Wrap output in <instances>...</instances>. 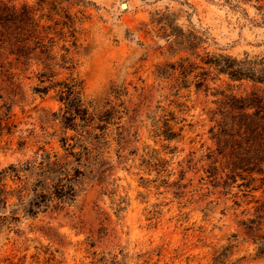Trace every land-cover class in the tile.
Segmentation results:
<instances>
[{"label":"rangeland","instance_id":"374dc122","mask_svg":"<svg viewBox=\"0 0 264 264\" xmlns=\"http://www.w3.org/2000/svg\"><path fill=\"white\" fill-rule=\"evenodd\" d=\"M56 1L38 14L61 20L53 54L65 45L73 67L0 56V105L11 108L0 126V189L12 193L6 213L20 217L0 219V264H264V173L232 172L212 132L218 91L264 94V84L213 69L209 89L198 88L207 54L264 56V0ZM43 71L52 80L42 83ZM72 77L96 114L76 127L59 86L36 89ZM46 155L82 174L74 199L32 215L19 190L33 192Z\"/></svg>","mask_w":264,"mask_h":264},{"label":"trees","instance_id":"16d2710c","mask_svg":"<svg viewBox=\"0 0 264 264\" xmlns=\"http://www.w3.org/2000/svg\"><path fill=\"white\" fill-rule=\"evenodd\" d=\"M40 1L42 3L37 8L28 4L17 8L14 4L0 2V56L8 52L9 55H15L18 62L24 64L37 58L45 63L46 68H50L52 62L55 65L58 64L60 60L61 67L70 69L73 65L68 56L69 48L63 45L62 49L66 50V53L62 54L60 59L53 54L56 37L63 38L65 36L64 26L58 29L61 20H55L50 14L46 15L43 12L38 14L39 11H43L47 2L56 0ZM61 10L64 11L63 8ZM52 20L55 21V24L48 23ZM63 24L68 26L67 22H63ZM74 31L71 35L75 37ZM73 45H76V41H73ZM205 64L209 69L202 73L204 76L198 83V88L206 86V90L209 89L205 80L213 69L217 71L218 75H227L232 81H251L255 84H264V56L247 54L245 57L239 58L228 54H207ZM53 76L43 71L40 73L41 82H45L46 79L52 80ZM58 86L59 100L65 103L66 113H69L66 116L69 126L72 122V126L76 127L77 123L74 121L78 117L85 122L95 119L96 114H91L84 106L82 85L75 78L72 77L69 81H51L50 85L39 86L36 89L41 93H46L51 88ZM217 93L222 95V99L218 101L219 110L215 112V115L220 118L216 119L217 130L214 127L212 132L213 138L217 141L218 154L227 159V164L234 173L252 172L254 167H258V170L264 173V94L257 91L242 96L226 91ZM4 107V118L1 117L2 113L0 112V126L4 120L10 117V106L0 105V111ZM88 125L86 123L84 126ZM85 132L88 133V137L92 136V132L87 130ZM82 136L84 137L83 134ZM100 137L99 135L95 136V138ZM70 164L71 161L67 158L56 156L55 159H52L51 155L44 157L40 166L41 178L34 185L33 192L30 191L27 183L19 190L20 203L27 213L34 215L41 210L42 206L49 207L54 200L65 202L74 199L76 196L75 181L82 171L78 167H71ZM25 169H30V167ZM8 170L17 174L22 171L16 166H10ZM239 175L242 174L239 173ZM11 195L12 193L6 187L0 189V212H4V215H0V219L13 222L20 220V217L17 214V209H12L11 214H7L5 211L9 206ZM259 209L264 215V205Z\"/></svg>","mask_w":264,"mask_h":264}]
</instances>
